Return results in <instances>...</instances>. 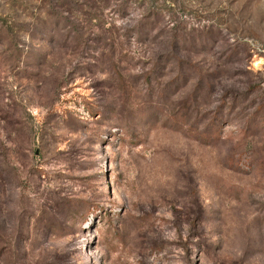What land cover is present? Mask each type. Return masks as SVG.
Wrapping results in <instances>:
<instances>
[{"label":"rangeland","instance_id":"obj_1","mask_svg":"<svg viewBox=\"0 0 264 264\" xmlns=\"http://www.w3.org/2000/svg\"><path fill=\"white\" fill-rule=\"evenodd\" d=\"M0 264H264V0H0Z\"/></svg>","mask_w":264,"mask_h":264}]
</instances>
